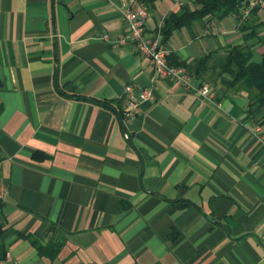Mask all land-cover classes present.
<instances>
[{"label":"crops","instance_id":"crops-1","mask_svg":"<svg viewBox=\"0 0 264 264\" xmlns=\"http://www.w3.org/2000/svg\"><path fill=\"white\" fill-rule=\"evenodd\" d=\"M116 2L0 0L4 264H264L262 110L210 72L211 100L152 83L133 44L100 38L124 31ZM182 6L194 1L157 0L145 33L161 37L165 17ZM241 42L229 15L175 30L164 46L191 61ZM254 50L260 58L264 41ZM54 77L68 94L117 101L118 114L126 84L135 92L152 86L154 99L126 123L109 108L57 94ZM177 199L191 205L177 208ZM30 238L59 244L54 260Z\"/></svg>","mask_w":264,"mask_h":264},{"label":"trees","instance_id":"trees-1","mask_svg":"<svg viewBox=\"0 0 264 264\" xmlns=\"http://www.w3.org/2000/svg\"><path fill=\"white\" fill-rule=\"evenodd\" d=\"M146 5L149 9L155 7L157 0H138ZM194 8L188 9L185 6L180 7L177 12H173L165 17L160 27L161 42L165 45L175 30L183 27H190L196 21H203L204 18L214 17L221 20L229 15L237 17L238 30L241 33L242 42L229 45L223 50L221 55H216V51H209L199 57L187 61L180 59L175 53L168 51L167 59L171 65L182 66L187 69L192 78L198 82H207L206 74L209 73L210 79L214 83L218 82L227 88H233L237 91H245L247 93V101L249 108L257 105L262 110V115L257 122L264 124V53L260 55L258 60H253L256 44H261L263 39L261 33H257V28L264 25V21L260 20L259 7H255L250 11L249 16L241 19L242 7L244 0H193ZM264 9V8H263ZM263 32V31H262ZM253 39V40H252ZM53 88L57 94L67 97H74L81 100H87L91 103L109 108L118 114L116 106L117 101L112 99H97L87 97L75 92L66 93L63 91L65 85H58L56 78L52 81ZM122 118V114H118ZM259 125V126H260ZM33 158L44 157L43 154L34 153ZM172 204L177 208H183L191 205V202L184 199L172 200ZM0 236L2 233L1 226L3 224L2 216L0 217ZM30 242L36 249L38 255L46 256L51 262L56 257L60 245L55 242H47L40 244L35 238H30ZM5 249L0 241V259H4ZM52 264V263H51Z\"/></svg>","mask_w":264,"mask_h":264},{"label":"built area","instance_id":"built-area-1","mask_svg":"<svg viewBox=\"0 0 264 264\" xmlns=\"http://www.w3.org/2000/svg\"><path fill=\"white\" fill-rule=\"evenodd\" d=\"M116 7L124 22V31L117 37L111 39L108 33H103L100 38L104 42H111L112 45H125L131 43L135 46L136 51L146 58L152 68L150 81L153 83L156 79H162L177 83L183 89L194 92L198 96L211 100L214 92L211 90L209 83L196 82L189 74L187 69L182 66H174L168 62V50L161 42L160 34L148 36L145 33V20L148 15V8L142 2L136 6L134 0H116ZM259 7L264 8V0H244L242 7L241 19L245 20L250 11ZM135 85L126 84L124 94L127 101L126 107L122 113V119L128 123L134 120L141 112V105L146 101L154 99L153 87H138L135 92ZM254 133L261 131V127L254 126ZM4 259H0V264H4Z\"/></svg>","mask_w":264,"mask_h":264},{"label":"rangeland","instance_id":"rangeland-1","mask_svg":"<svg viewBox=\"0 0 264 264\" xmlns=\"http://www.w3.org/2000/svg\"><path fill=\"white\" fill-rule=\"evenodd\" d=\"M260 15H261V17H263L264 16V9H262V11L260 12ZM232 16H234V15H232ZM264 27H261V28H257V33H261L260 34V36H262L261 37V39H263V41H264V35L262 34V29H263ZM253 40V39H252ZM263 41H262V43L261 44H263ZM258 58H259V54H257L256 52H254V54H253V57H252V59L253 60H258Z\"/></svg>","mask_w":264,"mask_h":264}]
</instances>
